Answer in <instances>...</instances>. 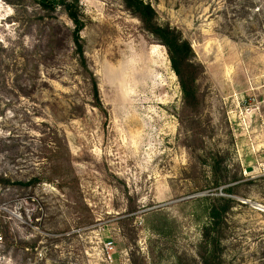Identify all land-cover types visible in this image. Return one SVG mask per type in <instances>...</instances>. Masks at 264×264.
<instances>
[{
  "label": "rangeland",
  "instance_id": "rangeland-1",
  "mask_svg": "<svg viewBox=\"0 0 264 264\" xmlns=\"http://www.w3.org/2000/svg\"><path fill=\"white\" fill-rule=\"evenodd\" d=\"M145 1L190 43L197 109L124 0H79L102 109L66 16L0 0V264H203L219 199L217 261L264 264V0Z\"/></svg>",
  "mask_w": 264,
  "mask_h": 264
},
{
  "label": "trees",
  "instance_id": "trees-1",
  "mask_svg": "<svg viewBox=\"0 0 264 264\" xmlns=\"http://www.w3.org/2000/svg\"><path fill=\"white\" fill-rule=\"evenodd\" d=\"M39 6V10L50 15H55L57 12H62L72 24V28L68 29L70 43L72 45L75 62L79 69L84 73L91 74L88 81L89 97L91 106L97 109H102L103 104L100 97L98 84L94 79L92 73L89 71L87 59L85 55V42L82 38V32L85 28L83 19V12L79 4V0H34ZM125 7L136 16L142 23L144 29L152 34L157 41L160 42L168 51L172 68L179 78L180 85L184 95L185 103L193 109L199 107V97L196 85V65L193 63L194 56L190 43L184 40L181 35L169 26H161L157 22V13L153 6L145 0H124ZM54 29H52V32ZM53 33L47 38L46 48L54 56L55 52L59 49V45L54 43ZM83 110L81 108H76ZM74 108V111H77ZM79 116H81L79 114ZM4 184L10 183L8 179L1 177ZM229 192V191H227ZM231 201L219 199L212 206L209 217L211 224L205 228L203 238L205 244L214 246L212 251L205 256H202L203 264H220L217 261V246L218 240L216 233L220 229L221 221L225 213L230 209Z\"/></svg>",
  "mask_w": 264,
  "mask_h": 264
},
{
  "label": "built area",
  "instance_id": "built-area-1",
  "mask_svg": "<svg viewBox=\"0 0 264 264\" xmlns=\"http://www.w3.org/2000/svg\"><path fill=\"white\" fill-rule=\"evenodd\" d=\"M107 247H109L110 249H111V244H108V246Z\"/></svg>",
  "mask_w": 264,
  "mask_h": 264
},
{
  "label": "water",
  "instance_id": "water-1",
  "mask_svg": "<svg viewBox=\"0 0 264 264\" xmlns=\"http://www.w3.org/2000/svg\"><path fill=\"white\" fill-rule=\"evenodd\" d=\"M252 170V168H249L248 171L250 172Z\"/></svg>",
  "mask_w": 264,
  "mask_h": 264
}]
</instances>
